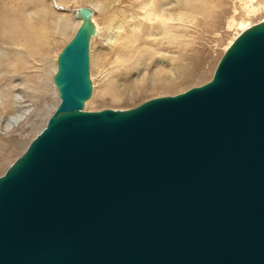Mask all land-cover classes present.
<instances>
[{"label": "water", "instance_id": "obj_1", "mask_svg": "<svg viewBox=\"0 0 264 264\" xmlns=\"http://www.w3.org/2000/svg\"><path fill=\"white\" fill-rule=\"evenodd\" d=\"M59 104L0 176V264H264V20L202 85L85 111L92 9Z\"/></svg>", "mask_w": 264, "mask_h": 264}, {"label": "rangeland", "instance_id": "obj_2", "mask_svg": "<svg viewBox=\"0 0 264 264\" xmlns=\"http://www.w3.org/2000/svg\"><path fill=\"white\" fill-rule=\"evenodd\" d=\"M0 1V8L6 2L0 13L4 29L15 17L11 24L19 34L13 28L11 31L17 36L24 33L29 49H41L44 39L48 47L43 54L28 56L22 45L0 46V90L4 92L11 81L15 86L13 100L21 102L12 107L5 99L6 105L1 102L0 105L8 106L7 114L11 116L22 109L27 111V118L20 125L8 132L0 130V176L46 126L59 104L56 88L53 83L50 85L52 79L48 82L51 89L46 94L40 92L39 85H43L38 74L42 67L44 71L49 69L42 60L55 63L74 36L80 20L74 18L72 10L91 8V21L96 29L89 44L92 94L85 103V111L125 110L148 99L175 95L204 84L240 32L264 20V0ZM60 20L73 24L75 29L62 33ZM29 24L35 27L34 41ZM23 61H29L27 67H23ZM51 72L49 69L46 73ZM17 92H21L24 100L16 97H20ZM39 93L41 98L37 97ZM3 116L9 117L0 115L1 120Z\"/></svg>", "mask_w": 264, "mask_h": 264}, {"label": "bare ground", "instance_id": "obj_3", "mask_svg": "<svg viewBox=\"0 0 264 264\" xmlns=\"http://www.w3.org/2000/svg\"><path fill=\"white\" fill-rule=\"evenodd\" d=\"M0 2H2V1H0ZM4 3V2H3ZM1 4L2 6L6 3H4V4ZM6 5H9V4H6ZM2 6H1V8H2ZM1 8H0V13H1ZM5 8V7H4ZM3 8V9H4ZM6 10V9H5ZM10 10V9H9ZM76 9H74V10H72L71 11V13H72V15L74 16V11H75ZM6 11H8V10H6ZM153 11V10H152ZM13 12V11H12ZM152 13V12H151ZM153 13H154V11H153ZM4 14H5V12H4ZM11 14V13H10ZM18 14V13H17ZM150 14V13H149ZM2 15H3V11H2ZM6 15V14H5ZM5 15H3V17L5 16ZM14 15V14H13ZM13 15L12 16H10L11 18L13 17ZM92 15H93V12H92ZM155 15H156V13H155ZM9 16V15H8ZM16 16V15H15ZM152 16V15H151ZM10 17H9V20L11 21V19H10ZM15 18V17H14ZM13 18V20L12 21H14L15 19ZM18 18V17H17ZM74 18H76L75 16H74ZM91 18H92V16H91ZM6 19H8V18H5V20ZM20 19H21V17H20ZM20 19H19V21H20ZM77 20H80V19H78V18H76ZM159 19V18H158ZM3 21V19L1 18V16H0V46H2L4 43H10V45H22L26 50H27V52H28V56H36V55H39V54H43V53H45L47 50H48V47H47V42H46V40L44 39V41H42V43H41V49H37L36 48V50H34V49H29V47L26 45V41H25V39H26V35H24V33H22V35L21 36H17V34H15L16 32H17V27L15 28V26L14 27H12V25L13 24H11V22H10V24H8V29H4V27H5V25L4 26H2L1 25V22ZM6 22V21H5ZM7 22H9V21H7ZM16 22V21H15ZM20 23V22H19ZM6 24V23H5ZM15 24V23H14ZM17 24L18 23H16V26H17ZM34 24V23H33ZM42 24H43V22H42ZM41 24V25H42ZM59 24H61V26H60V28H59V30H61V31H63L62 33H65L66 32V30L67 29H71V30H74L75 29V26L73 25V24H71V23H69V22H66V21H64V20H60L59 21ZM80 24H81V20H80ZM80 24H79V26H80ZM21 26V25H20ZM78 26V27H79ZM95 27V26H94ZM11 28H13V30L15 31V33H13L11 30ZM24 28V27H23ZM35 27L33 26V25H28V29H30L29 30V32L30 33H32V41H34L35 40V29H34ZM78 29V28H77ZM77 29H76V31H77ZM20 30H22L21 28H20ZM20 30H19V32H20ZM23 31V30H22ZM27 31V30H26ZM25 30H24V32H26ZM18 33V32H17ZM61 33V34H62ZM76 33V32H75ZM19 34V33H18ZM24 35V36H23ZM92 38V37H91ZM91 40V39H90ZM48 41V40H47ZM31 42V41H30ZM64 48V47H63ZM22 49V48H21ZM5 51V50H4ZM38 51V52H37ZM62 51V50H61ZM9 52V51H8ZM61 53V52H60ZM59 53V54H60ZM22 54V53H21ZM58 54V55H59ZM1 55H2V52H1V50H0V58H1ZM27 55H26V58H27ZM20 56V55H19ZM22 56V55H21ZM6 57H8V56H6ZM58 57V56H57ZM30 58V57H29ZM20 59H21V57H20ZM23 59V58H22ZM33 59V58H32ZM30 60V59H29ZM31 61V60H30ZM43 61V64H44V66L45 67H47V68H49L52 72L49 74V75H47V71L49 70V69H47L46 71H44V67H42V69H41V72L38 74V79H39V83L40 84H42L43 86H41V85H39L38 83V85L40 86V92H42V93H44V94H46V92L48 91V90H50L51 88H50V86H49V84L50 83H48V82H50V79H52V81H51V84L50 85H52V83H53V85L55 86V84H54V81H53V76H54V74H55V72L57 71V69H58V65H57V59H56V62L54 63V62H52V63H50V59H49V61L47 60V61H45L44 62V60H42ZM29 62V61H28ZM28 62L27 63H24V61H23V67H27V65H28ZM34 62V61H33ZM17 63V62H16ZM41 63V62H40ZM2 65V64H1ZM42 66V65H41ZM22 68V67H21ZM26 70V69H25ZM53 71H55L54 73H53ZM14 82V81H13ZM14 84V83H13ZM12 83H11V81H10V84L9 85H7L5 88V91L4 92H2L1 90H0V102L1 103H3V104H5L6 105V103H7V101L4 103V100L5 99H7L8 101H10L11 102V106L13 107L14 106V104H16V105H18L17 103H19L20 102V100H16L15 99V101L13 100V95H12V91H13V89H14V85H13ZM45 84H46V88H45ZM15 85H16V83H15ZM18 85V84H17ZM5 86V85H4ZM28 87V86H27ZM36 87V86H35ZM35 87H34V89H35ZM1 88H3V87H1ZM39 88V87H38ZM55 88H56V86H55ZM32 89V88H31ZM36 90H37V88H36ZM35 90V91H36ZM25 91V90H24ZM28 91V90H27ZM39 91V90H38ZM56 91H57V88H56ZM16 93V92H15ZM18 93V92H17ZM52 93V92H51ZM14 94V93H13ZM19 94V93H18ZM35 94V93H34ZM33 94V95H34ZM40 94L41 93H39L38 94V96L37 97H40L41 98V96H40ZM50 94V93H49ZM52 94H54V93H52ZM92 94V93H91ZM20 97H18L17 95H16V97L17 98H22L23 100H24V96H22L21 95V92H20ZM45 96V95H44ZM47 96V95H46ZM57 97H58V91H57ZM30 98V97H29ZM59 99V98H58ZM27 100V99H26ZM30 100V99H29ZM87 102V101H86ZM26 104V103H25ZM29 104V103H28ZM15 105V106H16ZM19 105H21V102L19 103ZM14 106V107H15ZM24 106V105H23ZM18 107V106H17ZM21 106H19V108H20ZM24 107H27V106H24ZM18 108V109H19ZM29 110V109H28ZM7 111H8V106L7 107H5L4 105H0V115L2 116V115H7V116H9L8 118L6 117V116H3L4 118H3V120H1V118H0V130H3L4 132H8V131H10V130H12V129H14L16 126H18V125H20V123L23 121V118L26 116V113H27V111L26 110H23L22 109V111L21 110H19V111H21V112H16V114H15V112H14V114L15 115H13V116H11L9 113L7 114ZM27 117H25L24 118V120L26 119Z\"/></svg>", "mask_w": 264, "mask_h": 264}]
</instances>
